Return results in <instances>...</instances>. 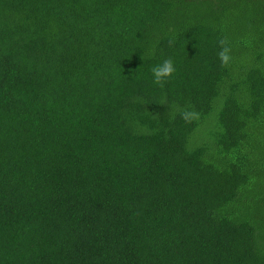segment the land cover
<instances>
[{
  "label": "trees",
  "instance_id": "trees-1",
  "mask_svg": "<svg viewBox=\"0 0 264 264\" xmlns=\"http://www.w3.org/2000/svg\"><path fill=\"white\" fill-rule=\"evenodd\" d=\"M0 264H264V0H0Z\"/></svg>",
  "mask_w": 264,
  "mask_h": 264
},
{
  "label": "clouds",
  "instance_id": "clouds-1",
  "mask_svg": "<svg viewBox=\"0 0 264 264\" xmlns=\"http://www.w3.org/2000/svg\"><path fill=\"white\" fill-rule=\"evenodd\" d=\"M220 60L222 64H227L230 60V56L228 55V49L224 48L219 53ZM176 68L174 61L172 59H164L161 63L156 64L151 68L152 82L153 84L163 87L164 84L168 81L169 78L173 76ZM192 114L185 113L184 119H188Z\"/></svg>",
  "mask_w": 264,
  "mask_h": 264
}]
</instances>
